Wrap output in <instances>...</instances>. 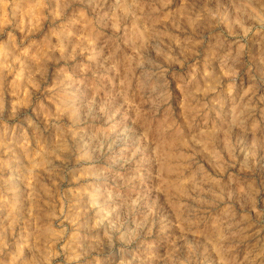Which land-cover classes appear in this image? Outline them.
<instances>
[{"label": "rangeland", "instance_id": "obj_1", "mask_svg": "<svg viewBox=\"0 0 264 264\" xmlns=\"http://www.w3.org/2000/svg\"><path fill=\"white\" fill-rule=\"evenodd\" d=\"M0 264H264V0H0Z\"/></svg>", "mask_w": 264, "mask_h": 264}]
</instances>
